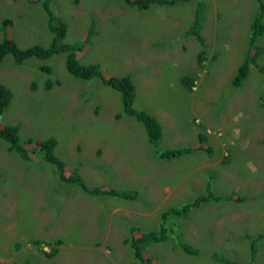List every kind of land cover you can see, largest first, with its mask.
<instances>
[{"label": "rangeland", "instance_id": "374dc122", "mask_svg": "<svg viewBox=\"0 0 264 264\" xmlns=\"http://www.w3.org/2000/svg\"><path fill=\"white\" fill-rule=\"evenodd\" d=\"M198 1L199 41L188 33ZM255 4L189 0L138 10L123 0H49L66 26L60 44L83 43L75 58L98 65L104 78L128 76L133 108L156 118L161 135L156 146L147 141L141 124L121 114L118 93L97 79L71 77L63 53L22 65L5 56L0 84L11 99L0 125H16L22 140L54 138L53 154L67 174H78L87 188L133 197L86 194L61 181L36 149H27L29 159L21 161L0 140V264H138L126 239L161 225L167 239L142 244L153 264H264V237L254 242L253 255L249 249L264 233L263 75L251 66L240 86L231 85L248 53ZM3 20L20 49L51 40L39 3L0 0ZM256 43L262 65L264 33ZM184 77L194 79L190 91L180 85ZM46 79L52 86L44 90ZM235 133L256 149L240 151L235 144L226 151ZM200 134L209 139L201 145L209 152L199 149ZM185 147L195 156L167 162L161 155ZM207 182L216 199L161 223L164 210L204 195ZM173 186L180 204L168 190Z\"/></svg>", "mask_w": 264, "mask_h": 264}, {"label": "trees", "instance_id": "16d2710c", "mask_svg": "<svg viewBox=\"0 0 264 264\" xmlns=\"http://www.w3.org/2000/svg\"><path fill=\"white\" fill-rule=\"evenodd\" d=\"M26 2L39 3L41 9L46 16V28L51 34V40L47 46L31 45L27 48L20 49L15 43L6 37V27L8 20H3L0 24V32L2 33V40L0 41V62L5 56H10L12 63L14 65H22L24 61L34 58L37 60H45L53 54L63 53L64 54V66L66 72L73 78L78 80H91L97 79L105 87L112 88L119 95V100L121 103V114L132 118L134 121L141 124L147 141L158 144L160 139V126L157 120L142 110H135L133 108V100L135 95V88L131 79L128 76L119 77H108L104 78L101 71L96 64L81 65L75 58V52L77 53L83 47L82 44H71V45H61L60 42L64 38L66 32L65 24L56 17L49 7V0H25ZM178 1L187 2L189 0H123L125 6L130 8H136L138 10H146L152 5H163L170 6L176 4ZM256 2V7L258 10L257 15L251 21L248 26L247 34V54L243 58V62L240 63L236 69L235 73L231 79V85L233 87H238L242 83L243 79L246 77L249 68L252 66L254 70L263 75L264 83V64L259 65L256 63L257 58L261 54V47L257 45L256 41L264 33V4L261 0H254ZM195 14L191 26L189 28V34H192L198 41L197 31L200 27V21L203 19L202 14H198L201 11V3L196 2L195 4ZM197 10V11H196ZM39 70L46 75H49V68L46 66L39 67ZM193 78L184 77L180 79V85L185 90L190 91V87H193ZM54 84H58L55 81ZM52 84L49 79H46L43 88L44 90L51 87ZM264 86V85H263ZM5 86L0 84V116L7 109L9 101L11 99V93L9 90L4 88ZM262 106L264 108V94L261 95ZM0 140L7 146L9 150H12L19 158L22 160H28V150L36 149L39 153V158L41 161L49 165L57 177L69 184L76 185L86 194L96 195V196H114L123 197L130 199L133 196L126 193L101 190L98 188H87L84 183L81 182L80 177L75 172L66 173L64 164L59 160L54 154L53 150L56 145V141L52 137H47L44 139L33 140L30 138L21 139L18 133V127L16 125L5 126L0 125ZM197 143L199 144V149L209 152V148H203L201 145L205 144V138L200 134L197 138ZM192 153L190 147H185L181 149H166L162 152V156L166 161L173 160L182 155H188ZM206 191L204 195L196 196L193 200L186 203L179 208H168L160 214L161 223L164 224L168 218L172 217H184L188 210L192 207H196L199 204L216 199L217 195L212 194L210 191V184L206 185ZM130 234V233H129ZM264 233L257 235L250 242V254H254V242L257 239L263 238ZM167 239V230L163 225L159 226L157 231L142 233L137 236V238H132L131 234L128 236L126 241H129V245L133 251V257L138 264H153L149 257L143 255L142 244L147 243H161ZM177 246L187 251V249L177 243Z\"/></svg>", "mask_w": 264, "mask_h": 264}, {"label": "crops", "instance_id": "0c3cea01", "mask_svg": "<svg viewBox=\"0 0 264 264\" xmlns=\"http://www.w3.org/2000/svg\"><path fill=\"white\" fill-rule=\"evenodd\" d=\"M0 36H1V39H0V41L2 40V33L0 32ZM6 37L8 38V39H10V36H9V30H8V26L6 27ZM11 40V39H10ZM156 119V118H155ZM158 122V121H157ZM158 124H159V122H158ZM159 126H160V124H159ZM160 131H161V127H160ZM204 136V135H203ZM205 138V141H206V143H209L210 141H209V139L208 138H206V137H204ZM216 138H220V136L219 137H217L216 136ZM233 142V143H232ZM216 143L220 146V148H222L223 149V151L225 152V147H224V145H226L221 139H216ZM236 144V146H238V148H239V150L240 151H244V150H255L256 148H255V142H253V141H249L248 139H239L238 138V134L237 133H235V137H231V139H230V143L228 144V145H226V151H228L230 148H234V145ZM210 149V148H209ZM215 153V151L213 150V154ZM193 156H195V154H193V153H191V154H188V155H182V159H184V157H193ZM19 158V157H18ZM181 158V157H180ZM21 161H23L21 158H19ZM176 160V159H175ZM170 161H172V162H174V160H170ZM170 161H167V162H170ZM202 167V166H201ZM14 173H15V175H17V176H19L20 175V173H19V171H14ZM188 177V175L187 176H185V177H183V178H181L180 179V181L177 183V184H179L180 182H182V181H184L186 178ZM209 182H207L206 183V185L208 184ZM207 187V186H206ZM209 188H210V186H209ZM168 190H170L171 192H170V194H172L173 195V197H172V199H175L174 201H175V203L178 201V204H180V201H181V199H180V196H179V194H178V191L174 188V186L171 188V189H168ZM205 191H206V189H205ZM197 196H199V195H197ZM201 196V195H200ZM194 199V198H193ZM173 201V202H174ZM175 205V204H174ZM172 208H175V207H172Z\"/></svg>", "mask_w": 264, "mask_h": 264}]
</instances>
